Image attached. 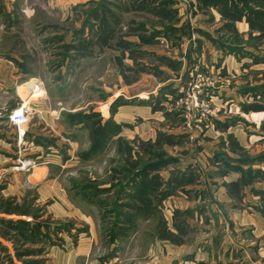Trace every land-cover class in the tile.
<instances>
[{
    "label": "rangeland",
    "instance_id": "1",
    "mask_svg": "<svg viewBox=\"0 0 264 264\" xmlns=\"http://www.w3.org/2000/svg\"><path fill=\"white\" fill-rule=\"evenodd\" d=\"M3 59L0 264H264V0H0Z\"/></svg>",
    "mask_w": 264,
    "mask_h": 264
},
{
    "label": "crops",
    "instance_id": "2",
    "mask_svg": "<svg viewBox=\"0 0 264 264\" xmlns=\"http://www.w3.org/2000/svg\"><path fill=\"white\" fill-rule=\"evenodd\" d=\"M13 71V67L11 66L10 62H7L6 60H2L0 62V80L2 82L7 81V79L12 80L14 82V80H16V78L13 77H9L8 74L11 73ZM35 78V77H34ZM0 81V82H1ZM38 81L37 79H32L31 81L27 82V83H23L21 85H19V87H17V91L19 93H21L22 95H28L29 92L36 90L37 86H38Z\"/></svg>",
    "mask_w": 264,
    "mask_h": 264
},
{
    "label": "built area",
    "instance_id": "3",
    "mask_svg": "<svg viewBox=\"0 0 264 264\" xmlns=\"http://www.w3.org/2000/svg\"><path fill=\"white\" fill-rule=\"evenodd\" d=\"M11 119L14 123L24 124L28 119V108L25 105L20 106L12 113Z\"/></svg>",
    "mask_w": 264,
    "mask_h": 264
}]
</instances>
